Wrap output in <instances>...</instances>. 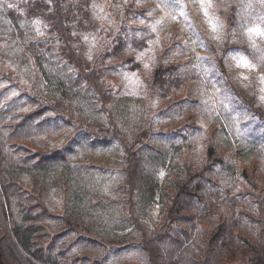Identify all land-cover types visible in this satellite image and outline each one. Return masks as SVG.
<instances>
[{
  "label": "trees",
  "instance_id": "obj_1",
  "mask_svg": "<svg viewBox=\"0 0 264 264\" xmlns=\"http://www.w3.org/2000/svg\"><path fill=\"white\" fill-rule=\"evenodd\" d=\"M126 1L124 7H138L137 12L131 9L126 14V24L142 18L140 0ZM14 2L10 0V5ZM38 3L41 10L27 12L48 22L52 33L47 29L45 37L37 35L33 19L0 0V66L5 67L0 79L17 74L23 81L34 80L32 97L36 94L34 102L39 107L34 114L19 113L17 99L1 104L0 89V264H264V186L258 182L259 162L237 171L234 154L223 150L231 147L228 138L220 143L209 137L199 167L181 158L184 150L175 139L165 142L174 152L169 145L157 144L154 149L147 142L132 144L128 135L116 129L118 122L128 124L134 115L130 110L134 101L114 98L106 82L107 68L102 66L107 54L100 52L98 64L92 67L79 46L83 42L77 33L80 27L86 32L85 18L106 1ZM114 5L111 0L109 7ZM114 11L125 13L119 6ZM127 38V32L116 29L107 47L110 56H124ZM241 48L250 52L248 46ZM59 50L79 74L69 71L58 57ZM168 51L169 59H162L153 71L151 90L159 98L184 85L179 69L166 63L172 61L174 50ZM91 121L101 130L111 127L115 138L92 143L98 131L87 133L86 128L93 129ZM74 122L84 134L77 149L74 142L66 143L70 132L47 135L60 133L63 125ZM191 125V120L184 123L178 135L194 133ZM184 137L180 143L188 144L190 137ZM37 138L56 140L44 143ZM58 143L66 144L53 149ZM51 147L48 152L40 150ZM96 153L115 154L117 159L110 160L106 154V159L92 161ZM85 160L103 164L107 174L100 175L104 172L90 164L86 167ZM113 161L120 164L112 170ZM161 169L166 171L163 180L159 179ZM113 174L114 187H110ZM156 204H160L161 221L153 226ZM131 251L135 261L126 263Z\"/></svg>",
  "mask_w": 264,
  "mask_h": 264
},
{
  "label": "rangeland",
  "instance_id": "obj_2",
  "mask_svg": "<svg viewBox=\"0 0 264 264\" xmlns=\"http://www.w3.org/2000/svg\"><path fill=\"white\" fill-rule=\"evenodd\" d=\"M6 1L16 12L20 11L25 18L33 19L37 35L45 37L47 29L52 33L46 20L39 15H28V9L41 10L37 7L40 0H13L17 1L14 2L15 5H10V0ZM105 1L104 6L95 9L94 13L85 18L83 26H87L86 32L80 27L77 34L78 40L87 48L89 65L93 67L98 64L100 52L107 54L108 60L102 66L107 68L106 82L114 98L124 97L134 101L130 108L134 115L128 124L118 122L116 131L128 135L132 144L140 142L144 146L147 142L154 149H157V144L169 145L171 152H174V148L165 142L175 139L179 148L184 150L181 158L192 161L196 167L202 166L204 146L209 137L220 143L228 138L231 147L226 146L223 150L234 154L232 159L236 170L249 167L254 161L259 162L258 182L264 186V0H140L139 7L144 10L143 17L130 20L127 24L126 14L131 9L137 12L138 7H124L126 0H113L115 5L111 9V0ZM116 6L122 7L125 13L117 14L114 11ZM91 17L95 23H92ZM230 17L234 25L231 24ZM116 29L127 32L128 36V51L117 59L110 56L111 53L107 50ZM257 31L260 35L256 34ZM242 46H248L250 52L241 48ZM168 48L171 52L174 51L172 56L170 54L172 61L166 63L179 69L184 85L183 89L172 88L168 95L166 93L159 98L151 90L153 71L162 63V59L167 58ZM61 55L59 50L58 57L65 61L69 71L79 74L69 63V59ZM241 60H246L249 67L238 66ZM113 64L117 66L114 76L111 75ZM4 69L1 65L0 70ZM33 83V80L19 79L17 74L9 80L0 79V89L6 88L2 90L1 104L17 99L15 103L19 105L23 101L22 90L32 97L35 91L32 89ZM13 85L18 87L11 88ZM35 96L36 94L31 98L33 102L28 105L25 113L39 108L34 102ZM47 110L55 114L53 110ZM189 120L195 128L194 133L181 132L178 135V129ZM90 126L93 129L87 130L85 125L88 134L98 131L92 138V143L100 142L101 138H115L116 132H112L111 127L101 130L92 121ZM65 132H70L66 143L74 142L73 148L77 149V141L84 135L79 123L63 125L62 132L47 135L60 137ZM196 132L198 134L195 135ZM150 135L154 138L150 139ZM184 135L190 137L188 144L180 143L185 139ZM37 140L47 143L56 139ZM31 143L33 140L28 142ZM66 143H58L53 149H61ZM50 149L52 147L40 148L43 153ZM106 154L110 160L117 159L115 154L96 153L92 161L104 160ZM181 158H177L176 154L178 161ZM82 163L86 167L90 164L92 168L103 171L100 175L107 174L103 164L95 166L94 162L86 160ZM119 164L118 161H113L112 170ZM165 175V169H161L159 179L163 180ZM115 177L116 174L111 175L109 185ZM159 207L160 204H156L152 210L153 226L161 221ZM133 254L135 251L127 253L126 263L135 261Z\"/></svg>",
  "mask_w": 264,
  "mask_h": 264
},
{
  "label": "bare ground",
  "instance_id": "obj_3",
  "mask_svg": "<svg viewBox=\"0 0 264 264\" xmlns=\"http://www.w3.org/2000/svg\"><path fill=\"white\" fill-rule=\"evenodd\" d=\"M43 2H44V1H43ZM43 5H45V4H43ZM37 7H38V8H41L42 6H41V4H40V5L37 4ZM42 8H43V7H42ZM56 55H57V54H56ZM47 57H48V56H47ZM47 57H46V58H47ZM46 58H45V59H46ZM47 59H48V58H47ZM28 73H29V72H28ZM29 76H30V75H29ZM28 78L31 79L32 76H31V77H28ZM33 81H34V80H33ZM53 81H54V80H53ZM55 82H56V81H55ZM52 83H53V82H52ZM58 84H59V83H58ZM59 85H60V84H59ZM62 85H63V84H62ZM64 85H65V84H64ZM56 86H57V85H56ZM65 86H66V85H65ZM10 87H11V88H16V87H18V86H17V85H13V86H10ZM53 87L55 88V85H54ZM58 87H59V86H57V88H58ZM51 88H52V87H51ZM57 88H56V89H57ZM4 89H6V88H4ZM4 89H1V90H4ZM32 89H35V84H34V83H33ZM59 90H61V89L59 88ZM59 90H58V91H59ZM54 91H55V90H54ZM54 91H53V92H54ZM56 91H57V90H56ZM56 91H55V92H56ZM58 91H57V92H58ZM53 92H52V93H53ZM61 92H62V91H61ZM64 92H65V91H64ZM56 94H57V93H56ZM59 94H60V93H59ZM59 94H58V95H59ZM62 94H63V92H62ZM62 94H61V95H62ZM64 94H66V93H64ZM64 96H65V95H62V97H64ZM21 98L23 99V101H26L28 104H31V103L33 102L32 99H31V96H30L26 91H23V90H22V92H21ZM37 109H38V108H36L34 111H36ZM38 126H39V128H41V127H40L41 125L37 124L36 127H38ZM39 128H37V129H39ZM35 129H36V128H35ZM39 130H40V132H42L41 130H43V129L41 128V129H39ZM39 130H38V131H39ZM37 134H38V133H37ZM40 134H41V133H40ZM128 153H129V152H128ZM130 153H131V152H130ZM126 154H127V153H126ZM131 154H132V153H131ZM126 156H127V155H125V157H126ZM130 156H131V155H130ZM130 156L128 155V159L130 158ZM126 158H127V157H126ZM218 160H219V159H218ZM218 160H216V161H218ZM222 162H223V161H222ZM210 167L212 168V166H210ZM212 170H214V169L212 168ZM62 179H64V178H62ZM62 182H63V180H62ZM64 183H65V182H64ZM68 183H69V182H68ZM70 183H72V182H70ZM73 183H74V182H73ZM73 183H72V184H73ZM61 185H62V183H61ZM61 185H59V186H61ZM69 185H70V184H69ZM78 185H79V184H78ZM80 185H82V184H80ZM55 186H56V185H55ZM65 186H66V185H65ZM70 186H71V185H70ZM70 186H67V187L69 188ZM82 186H83V185H82ZM109 186H110V185H109ZM111 186H113V185H111ZM111 186H110V187H111ZM71 187H72V186H71ZM71 187H70V188H71ZM73 187H74V186H73ZM79 187H80V186H79ZM83 187H84V186H83ZM83 187H82V188H83ZM113 187H114V186H113ZM119 187H120V186H119ZM56 188H58V187H56ZM61 188H62V187H61ZM70 188H69L68 190H70ZM76 188H78V187L76 186ZM102 188H104V187H102ZM54 189H55V188H54ZM64 189H66V188H64ZM74 189H75V188H74ZM83 189H84V188H83ZM116 189H117V187H116ZM66 190H67V189H66ZM101 190H102V189H101ZM109 190H110V189H109ZM111 190H112V189H111ZM118 190H120V189H118ZM123 190H125V189H123ZM58 191H59V190H58ZM75 191H76V190H75ZM75 191H74V192H75ZM77 191H78V190H77ZM102 191H103V190H102ZM121 191H122V190H121ZM121 191H120V193H121ZM65 192H66V191H65ZM105 192H106V191H105ZM107 192H108V190H107ZM114 192H115V191H114ZM116 192H117V191H116ZM249 192H250V191H249ZM62 193H63V191H62ZM67 193H68V191H67ZM77 193H78V192H77ZM79 193H80V192H79ZM81 193H82V192H81ZM112 193H113V192H112ZM118 193H119V192H118ZM70 194H71V193H70ZM67 195H68V194H67ZM69 197H70V195H69ZM73 197H74V196H73ZM87 198H88V197H87ZM90 201H91V200H90ZM87 203H89V202H87ZM166 226H167V225H166ZM167 227L170 228L171 225H168ZM167 230H168V229H167ZM170 230H171V229H170ZM168 231H169V230H168ZM171 232H172V231H171ZM173 233H174V232H173ZM8 234H10V233H8ZM168 234H169V233H168ZM169 235H170V234H169ZM1 236H2V235H1ZM8 238H9V237H8ZM50 238H51V237H50ZM0 239H1V238H0ZM48 239H49V238H48ZM1 241H2V243H3V240H2V239H1ZM0 243H1V242H0ZM9 260H10V259H9ZM11 260H12V259H11ZM11 262H12V263H11ZM13 262H14V261H10V262H8V263L13 264Z\"/></svg>",
  "mask_w": 264,
  "mask_h": 264
},
{
  "label": "crops",
  "instance_id": "obj_4",
  "mask_svg": "<svg viewBox=\"0 0 264 264\" xmlns=\"http://www.w3.org/2000/svg\"><path fill=\"white\" fill-rule=\"evenodd\" d=\"M84 54H85V57H86V54H87V48L85 46H83L82 44H80ZM87 59V58H86ZM90 61V60H89ZM107 62V61H106ZM116 64H113V67H112V76H114V72L116 71ZM152 89V88H151ZM5 90V89H4ZM28 103L26 101H22L21 103H19L18 105V108H17V112L19 113H25V111L28 110ZM35 111L33 110V112H30L29 114H34ZM22 121L18 122V125L21 123Z\"/></svg>",
  "mask_w": 264,
  "mask_h": 264
},
{
  "label": "snow or ice",
  "instance_id": "obj_5",
  "mask_svg": "<svg viewBox=\"0 0 264 264\" xmlns=\"http://www.w3.org/2000/svg\"><path fill=\"white\" fill-rule=\"evenodd\" d=\"M256 34L260 35L258 31L256 32ZM238 66L249 67L248 62L246 60H241Z\"/></svg>",
  "mask_w": 264,
  "mask_h": 264
}]
</instances>
